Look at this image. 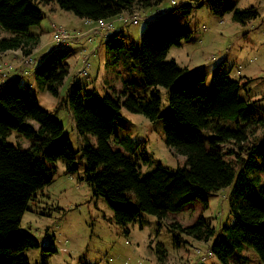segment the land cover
Here are the masks:
<instances>
[{"label": "trees", "instance_id": "trees-1", "mask_svg": "<svg viewBox=\"0 0 264 264\" xmlns=\"http://www.w3.org/2000/svg\"><path fill=\"white\" fill-rule=\"evenodd\" d=\"M51 1L0 0V29L8 34L0 38V54L16 50L32 54L40 37L32 35L30 29L42 22V7ZM162 2L56 0L61 10L93 24L113 22V30L104 37L107 63L113 70L122 63L131 69L132 64L142 75L139 83L134 76L125 80L126 87L137 89L133 93L122 91L118 99L106 95L96 102L93 93L75 88L58 103V108L70 107L77 133L85 141L80 150L86 161L85 178L94 194L106 200L121 226L134 222L141 213L166 221L192 201L200 200L207 206L212 193L232 186L230 214L234 224L215 229L202 218L192 226L173 222L171 229L205 243L215 239L210 247L221 264L243 258L246 248L264 264V112L257 109L256 102L241 97V90L253 80H232L220 64L212 75V88L207 90L203 88L205 67L192 72L175 60H167L172 47L191 37L186 22L195 7L206 6L219 18L232 14V20L242 25L257 19L259 11L255 6L241 10V0H199L194 5H176L183 8V25L164 24L166 15L175 8L162 13ZM132 13L148 20L160 19L146 29L139 44L115 30V25L121 24L116 18ZM65 58L49 55L37 69L35 80L40 91L60 96L70 70ZM24 77L11 79L0 93V264H30L24 252L38 248L39 243L19 230L29 202L53 181L56 163L62 161L68 172H76L79 166L78 153L73 151L63 123L41 109L34 93L18 86ZM159 87L168 91L169 109L162 110ZM123 108L150 121L162 120L166 144L186 158V165L174 171L158 165L141 176L135 142L116 138L123 151L111 145ZM12 132L30 139L31 146L22 149L11 145L8 138ZM90 136L96 145L91 144Z\"/></svg>", "mask_w": 264, "mask_h": 264}, {"label": "rangeland", "instance_id": "rangeland-1", "mask_svg": "<svg viewBox=\"0 0 264 264\" xmlns=\"http://www.w3.org/2000/svg\"><path fill=\"white\" fill-rule=\"evenodd\" d=\"M173 1L194 5L199 0H163L159 6L162 13L175 8L169 16L166 15L164 24H184L183 8H176ZM252 6L258 9L259 17L246 25L235 23L232 14L219 18L211 14L206 6L195 7L186 22L192 32L191 37L184 40L181 46L172 47L167 60H175L181 68L192 72L205 67L207 81L203 88L207 90L212 88V75L220 64H223V72L228 73L232 80H253L245 90H241V97L256 102L257 109L264 112V0H241L239 4L241 10ZM42 10L43 20L39 25L31 27L32 35L49 41L55 33L54 25L78 35L85 29L86 22L74 12L61 10L56 0L42 7ZM158 20L151 18L149 22L121 23L116 26L128 39L139 44L142 34ZM6 35L0 29V38ZM50 44L47 53L34 55L33 68L18 86L34 93L41 109L50 112L63 123L72 149L78 153L79 166L76 172H68L62 161L56 163L53 181L29 202L19 228L39 243L38 248L24 252L29 263L201 264L197 251L205 252L215 239L209 243L198 241L184 233L173 232L171 224L179 222L183 226H192L202 218L215 229L234 224L230 214L232 186L212 193L208 197L207 206L200 200L192 201L183 212L171 214L166 221L161 222L156 216L141 213L134 222L126 226L119 225L106 200L96 196L86 180V161L80 152L85 141L77 133L70 107L58 108V103L66 98L67 91L75 88L93 93L96 102H101L106 95L118 99L122 91L133 93L137 89L132 85L126 87L124 81L134 76L139 83L142 75L132 64H129L131 69L122 63L113 70L107 63L106 39L100 41L94 34L68 39L64 46H55L52 42ZM49 55L66 56L65 62L71 68L59 97L40 91L35 80L37 69L46 63ZM85 58L88 61L84 64ZM83 64L85 73L80 72ZM8 82L1 86L0 93L5 92ZM158 90L162 110L169 109L168 91L162 87ZM151 91L149 89L148 93ZM89 138L91 144L96 145V139L92 136ZM116 138H130L135 142L141 176L158 165L171 171L186 165V158L176 154L166 144L162 120L150 121L142 114H132L123 108V117L111 139L112 147L123 151L116 143ZM8 142L22 149H28L32 144L30 139L17 132H12ZM227 146L233 148L230 144ZM241 256L243 258L236 257L231 264H262L250 248L244 249ZM206 264L221 263L209 257Z\"/></svg>", "mask_w": 264, "mask_h": 264}, {"label": "built area", "instance_id": "built-area-1", "mask_svg": "<svg viewBox=\"0 0 264 264\" xmlns=\"http://www.w3.org/2000/svg\"><path fill=\"white\" fill-rule=\"evenodd\" d=\"M173 5H177V2L173 1ZM148 17H141L139 16V13H132L127 15H122L116 18L115 21L121 22L123 24H138L140 21H147ZM55 33L53 35L52 43L55 44V46H64L65 42L68 39H74L79 38L82 35H78L76 33L72 34L67 32L65 29L60 28L56 25H54ZM94 31H96L101 38H104L108 32L113 30V22H100L95 25L93 28ZM87 58L84 59V64L86 62ZM88 61V60H87ZM35 63V59L33 54L29 55H22L21 59L15 64V63H6L2 67H0V82H6L12 78V74L15 73L16 78L20 79L26 75H29L30 70L33 68ZM81 68L80 72L85 73V67ZM197 254L200 256L199 261L201 264H206V261L209 257H214V252L212 250V247H208L205 252H202L200 250L197 251Z\"/></svg>", "mask_w": 264, "mask_h": 264}, {"label": "crops", "instance_id": "crops-1", "mask_svg": "<svg viewBox=\"0 0 264 264\" xmlns=\"http://www.w3.org/2000/svg\"><path fill=\"white\" fill-rule=\"evenodd\" d=\"M84 21L86 22L85 25H84L85 29L83 31H81V33L79 34V35H82L80 38L88 37L90 34H94V35L99 37L100 41H104L105 40L104 38H101V36L98 35V33L95 32L94 29H93L97 23L93 24L90 21H87V20H84ZM60 28H62V27H60ZM117 29H118V27L115 25V30H117ZM52 39H53V36L50 38L49 41H48V39L46 40L44 38H40V44L38 45L37 48H35L31 52L33 54V56L34 55L37 56L38 54H41V53H47L49 51L48 48L51 45L50 43L52 42ZM102 39H104V40H102ZM11 54H13L14 56H12ZM22 54H23L22 51H18V50L9 51V52H5V53L0 54V67L5 65L6 63H14ZM15 73H16V71H15ZM69 76H70V70H69ZM69 76L66 78L64 83H66L68 81ZM11 79H16V75L14 73L12 74V78ZM11 79L9 80V82H11ZM23 80L24 79H22L20 82H22ZM7 82H0V88H1V86L4 83L6 84ZM72 86L73 85L71 84V87Z\"/></svg>", "mask_w": 264, "mask_h": 264}]
</instances>
